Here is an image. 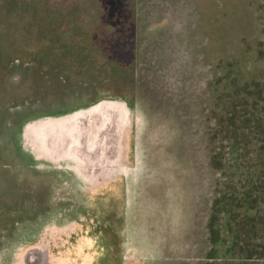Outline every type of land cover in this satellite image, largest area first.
Returning a JSON list of instances; mask_svg holds the SVG:
<instances>
[{
	"label": "rangeland",
	"instance_id": "rangeland-1",
	"mask_svg": "<svg viewBox=\"0 0 264 264\" xmlns=\"http://www.w3.org/2000/svg\"><path fill=\"white\" fill-rule=\"evenodd\" d=\"M0 45V264H211L208 86L264 70V0H0ZM116 97L130 188L30 167L25 121Z\"/></svg>",
	"mask_w": 264,
	"mask_h": 264
},
{
	"label": "trees",
	"instance_id": "trees-1",
	"mask_svg": "<svg viewBox=\"0 0 264 264\" xmlns=\"http://www.w3.org/2000/svg\"><path fill=\"white\" fill-rule=\"evenodd\" d=\"M206 101L213 121L206 134L209 165L216 176L208 259L264 264V70L249 79L220 77L209 84Z\"/></svg>",
	"mask_w": 264,
	"mask_h": 264
},
{
	"label": "water",
	"instance_id": "water-1",
	"mask_svg": "<svg viewBox=\"0 0 264 264\" xmlns=\"http://www.w3.org/2000/svg\"><path fill=\"white\" fill-rule=\"evenodd\" d=\"M134 109L116 97L30 118L19 138L30 150V167L61 172V187L80 198L118 181L130 188L135 168L126 155ZM34 253L23 257L24 264H34V255L36 264L48 263L47 251Z\"/></svg>",
	"mask_w": 264,
	"mask_h": 264
},
{
	"label": "flooded vegetation",
	"instance_id": "flooded-vegetation-1",
	"mask_svg": "<svg viewBox=\"0 0 264 264\" xmlns=\"http://www.w3.org/2000/svg\"><path fill=\"white\" fill-rule=\"evenodd\" d=\"M55 113H56V114H53L52 116L57 115V114H59L60 112L58 111V112H55ZM50 116H51V115L48 114L46 117H50ZM98 193H101V192L98 191L96 194H98ZM25 244H26V245H25ZM45 247H46V246H45ZM23 248L26 249V253H27V254L25 253V254H26V258L30 257V254H31V253H32V254H35V253H34L35 250H37V251L40 250L39 248H37V246H34V248H31V249H30V244L28 243V241H27V242H24L20 249H23ZM43 250H45V251H49V250L47 249V247L44 248ZM41 251H42V250H41ZM48 253H49V252H48ZM48 255H49V254H48ZM21 256H22V255H20L19 258H21ZM49 258H50V255H49ZM49 258H48V259H49ZM47 261H48V260H47ZM19 262H20V261H19ZM87 262H88V261H87ZM84 264H86V263H84Z\"/></svg>",
	"mask_w": 264,
	"mask_h": 264
},
{
	"label": "bare ground",
	"instance_id": "bare-ground-1",
	"mask_svg": "<svg viewBox=\"0 0 264 264\" xmlns=\"http://www.w3.org/2000/svg\"><path fill=\"white\" fill-rule=\"evenodd\" d=\"M35 151H38L37 149Z\"/></svg>",
	"mask_w": 264,
	"mask_h": 264
}]
</instances>
